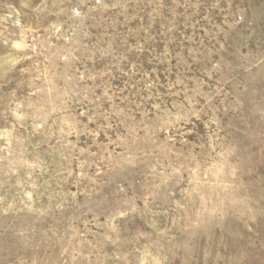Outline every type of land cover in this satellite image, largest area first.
I'll return each mask as SVG.
<instances>
[{"label":"rangeland","instance_id":"1","mask_svg":"<svg viewBox=\"0 0 264 264\" xmlns=\"http://www.w3.org/2000/svg\"><path fill=\"white\" fill-rule=\"evenodd\" d=\"M0 264H264V0H0Z\"/></svg>","mask_w":264,"mask_h":264}]
</instances>
